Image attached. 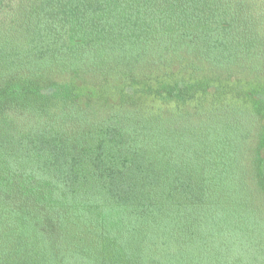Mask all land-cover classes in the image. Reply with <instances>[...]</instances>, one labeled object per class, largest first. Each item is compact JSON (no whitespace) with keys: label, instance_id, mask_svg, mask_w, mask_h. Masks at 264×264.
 <instances>
[{"label":"trees","instance_id":"trees-1","mask_svg":"<svg viewBox=\"0 0 264 264\" xmlns=\"http://www.w3.org/2000/svg\"><path fill=\"white\" fill-rule=\"evenodd\" d=\"M0 264H264V0H0Z\"/></svg>","mask_w":264,"mask_h":264}]
</instances>
